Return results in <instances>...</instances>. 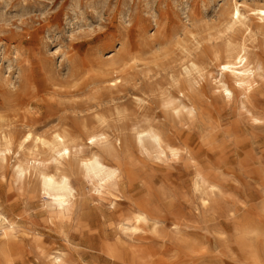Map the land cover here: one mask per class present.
Masks as SVG:
<instances>
[{
	"label": "rangeland",
	"instance_id": "1",
	"mask_svg": "<svg viewBox=\"0 0 264 264\" xmlns=\"http://www.w3.org/2000/svg\"><path fill=\"white\" fill-rule=\"evenodd\" d=\"M235 5L248 29L230 34ZM253 9L264 0H0V229L9 235L0 230V245L9 264H264V22L248 17ZM242 47L259 68L245 89L219 67ZM179 101L193 116L169 105ZM149 129L163 153L139 147ZM55 132L72 147L75 199L64 216L50 213L33 171L22 180L15 167L53 174L52 152L34 139ZM93 133L115 146L104 157L121 170L114 189L83 174Z\"/></svg>",
	"mask_w": 264,
	"mask_h": 264
},
{
	"label": "bare ground",
	"instance_id": "2",
	"mask_svg": "<svg viewBox=\"0 0 264 264\" xmlns=\"http://www.w3.org/2000/svg\"><path fill=\"white\" fill-rule=\"evenodd\" d=\"M251 13H252V15L248 16L249 18H251L252 20L264 22V9H253L252 11H250V14ZM229 19H230V22L228 24V27L226 25L227 30L225 27V30L228 33L232 34L235 31V27L237 25L240 28L245 27V29H248L247 24H245L246 18L243 17V14L241 13V11L237 5H235L233 7V10L230 13ZM236 32H237V30H236ZM232 36H234V35H232ZM230 44H228V45L230 46ZM227 48L230 49L231 47H227ZM229 52H232V49ZM219 67H222V75L223 76L227 75V76L231 77L233 82L235 83V85L237 84L242 89L249 88L252 86V83L254 82V78L257 75V72L259 70V68L255 69L252 67V64L248 59V56L246 54V50L244 47H242L240 52H238L235 56H233V57L229 56L227 61L223 64H220ZM196 69H197L196 66L193 63H190V66L186 69V74L188 76H190L191 72L195 71ZM114 80L110 81V82L114 83L115 82ZM111 83H109V84H111ZM217 85L219 86V88L222 89V91L224 93L223 96L226 99H231L233 97L232 90L223 80H219ZM178 90H180V89H178ZM179 93L180 92H178V94ZM169 95H171V94H169ZM182 95H183V93H182ZM169 105L171 107H173L174 110H177V114L185 111L189 116H193L194 111H195L193 109V107H189V106L185 105L184 103H182L181 101H179L177 103L171 102V103H169ZM23 137H24L23 140L25 142L28 140L30 141V139L34 138V137H32V135L30 133L26 134V136H23ZM88 137L90 140V144L89 143L88 144L90 145V148H91V149H89L90 150L89 155L87 154L88 158H84V157L82 159L79 158L81 161V168L83 170V174L85 175V177L94 181L96 183V185L100 186L104 190H109L111 188L114 189V187L118 184V178L120 177V171L121 170L119 168H114V167L109 166L105 162L104 157L105 156L113 157L114 152H115V146L109 141V139H108L109 136L107 137L106 134H103V133L94 134L93 133V135L88 136ZM13 140H15V139H13ZM34 140L38 143H41L44 147L47 146L50 149V151L52 152V154H53V167L52 168L54 170V173L53 174L49 173L47 171V168L43 165L38 164L39 166L36 167V165L34 164L35 166H32V167L28 166L27 167L26 165L22 164L21 162H17V166H15L16 167V173H17V175H19V177L22 178L23 176H25L26 173L30 175L31 170H32L40 182L41 194L48 198L47 201H48V205H49L48 208L50 210V213L62 215V216L67 215L68 212L73 208L74 199H75V195H74L75 189L71 183L70 176L68 175L69 173L66 172V164L68 165V163L71 159V155H72V147H71V143H70L71 141H70L69 135H67L66 133H56L55 132L51 142H45L44 140H41V138H37ZM12 141L7 140L6 144L11 145ZM118 142H119V145H121V142L119 140H118ZM137 142H138L139 147L141 149H145L146 143L151 142L157 148V150L159 152L163 153V151H164V149H163V146H164L163 138H162L160 133L156 132L153 129L138 132ZM78 145L81 146L82 144H78ZM14 146H16L15 143H14ZM44 147H42V148H44ZM75 148H76V145H75ZM93 148H94V150H92ZM170 150L172 153H175V150H173V149H170ZM84 153H85V150H84ZM5 156H2V159H4ZM36 162H38V161H36ZM77 164H79V163H77ZM32 165H33V163H32ZM76 165H74V167ZM82 170L80 169V171H81L80 176L81 175L83 176ZM29 175H28V177H29ZM32 176H33V174H32ZM22 180H23V178H22ZM3 220H5V219H3ZM144 221H146V220H144ZM9 225H10V223H9ZM133 228L135 229V227H133ZM0 230L3 231L1 234L2 239L9 238L8 237L9 235H7V233L5 232L6 231L5 228H1ZM12 232H14V230ZM7 241H8V239H7ZM8 253H9V248L6 245L1 244L0 245V264H9L10 263V261L8 260L9 259ZM12 253H11V255H12ZM61 261H62V258L60 256H56L53 259L54 264H60Z\"/></svg>",
	"mask_w": 264,
	"mask_h": 264
}]
</instances>
